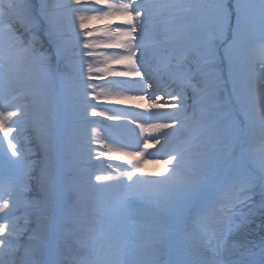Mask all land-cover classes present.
Masks as SVG:
<instances>
[{
	"label": "snow or ice",
	"instance_id": "snow-or-ice-1",
	"mask_svg": "<svg viewBox=\"0 0 264 264\" xmlns=\"http://www.w3.org/2000/svg\"><path fill=\"white\" fill-rule=\"evenodd\" d=\"M38 20L55 45L52 55L42 51ZM93 21L103 23L89 28ZM254 60L258 103L249 87L253 73L246 70ZM98 79L104 84L93 82ZM19 83L29 85L26 93L0 97L6 142L0 167L19 173L15 202L9 195L0 203V220L20 202L27 211L22 225L0 222V264H264V240L259 251L231 240L257 210L264 214V0H39L38 6L36 0H0V87ZM80 84L85 117L125 119L121 112L98 111L88 96L137 108L148 99L135 145L96 141L107 149L99 156L126 165L95 174L97 188L127 189L105 214L65 210L50 195L68 135L58 108L63 101L64 112L71 110L67 100L79 96ZM226 91L229 111L222 114L218 101ZM21 96L25 102H14ZM25 128L37 133L39 161L32 159L39 153L15 142ZM178 130L202 138L161 151L163 159L146 158L156 145L165 149ZM245 142L259 169L246 162ZM37 163L42 195L28 200ZM147 164L164 167L145 173ZM161 200L163 211L192 212L203 242L186 247L162 220L144 224L140 206ZM225 222L226 231L217 234L212 225Z\"/></svg>",
	"mask_w": 264,
	"mask_h": 264
},
{
	"label": "bare ground",
	"instance_id": "bare-ground-1",
	"mask_svg": "<svg viewBox=\"0 0 264 264\" xmlns=\"http://www.w3.org/2000/svg\"><path fill=\"white\" fill-rule=\"evenodd\" d=\"M103 22L100 21H93L89 23V28L100 26ZM173 55L179 57L181 55L180 51L177 50ZM90 59V58H89ZM258 61V60H254ZM256 66V73H253L252 79L250 81V91L254 89V92L256 95H259L258 88H259V81L260 76L258 72V64ZM21 67H26V65H21ZM86 72V67H85ZM78 79H79V73H78ZM97 85H103L104 80L98 79L93 81ZM29 85L26 83H19L14 85L13 89H7L4 88L0 90V97H4L7 95L9 99H11L13 96H17L19 93H26ZM80 87V94H79V109H81L83 112V103L84 100L83 96V84L79 85ZM112 89L105 88V91H110ZM100 91V88H97V92ZM88 92L91 93L92 89H88ZM147 93L150 94L151 90H147ZM191 93L189 92V95ZM88 100L91 101L92 104L99 105L98 111L104 110L107 111L108 114L121 112L124 114L125 119L120 122H114L111 120H108L104 116H91L90 114L85 117H83V122L81 126L76 127L79 129V131H74L73 136L76 137L79 144L82 147V153L84 156V168L81 169L82 173L87 174L85 180H82L83 185V193L87 198L86 204L84 206L91 211L90 213H94L100 210L105 211L107 208L114 204L116 200L123 195V193L127 190L124 185H118L114 186L112 188H97L96 187V181H95V174H101L105 175L111 172V169L108 167L109 165H112L113 167L121 166L123 165V161L118 160H110L104 156H99V153L101 151H106L107 149L102 147L101 144H98L97 140H107L112 147H120V146H129V145H135V142L139 137V129L136 127L137 123H141L145 119V109L148 105V99L146 98L144 101H140L139 103L144 104V108H137L132 103H117L115 101L106 100L103 97H101L99 100H91V96L87 97ZM14 102H25V97L21 96L18 101ZM191 103V101H189ZM221 105L219 111L225 112L228 107L226 106L227 103L225 101H218ZM89 109V113H90ZM34 114V113H33ZM35 115V114H34ZM92 129H95L96 131L93 132ZM257 139H259V132L256 133ZM194 137L202 138L201 134L193 131L191 134L189 132H186L184 130H178L177 133L172 137V139L169 142V145L165 149H161L160 145H156L155 148L149 149V153L152 155H149V153H145V156L147 159H163L161 156V151H171L175 147H179L182 145L188 144L190 141H193ZM19 145L23 146L25 150H31L33 153H39V155H33L32 159L39 161L43 158V153L40 152L39 149V141L37 139V133L34 129L25 128L20 134V136L15 141ZM0 143L4 144L6 146V142L2 141V134H0ZM126 150H134L133 147H126ZM97 156H99V159H97ZM59 158V157H58ZM126 167V165H123ZM163 164H147L144 166L145 173L149 172H157L161 171L163 169ZM170 167V166H169ZM112 174H115L114 172ZM31 179L29 180V190L26 194V198L28 200H38L42 193L40 190V185L38 182V178L40 176V165L39 163L36 164V167L32 171ZM15 186L13 185L10 188V191L7 192L3 197L0 198V203L4 199H8L9 195H12L13 201L15 202ZM54 187L50 191V195H52ZM94 207V208H93ZM26 209L24 207V203L20 202L12 209V211L9 213V215L4 216L0 222H8L10 219L13 220V223L17 224H23L25 215H26ZM149 216H144L142 214H139V218L141 220H147ZM15 218V219H14ZM31 227L36 226V217L33 214L31 216ZM143 222V221H142ZM46 225V222H43ZM144 224H151V223H144ZM226 230V229H225ZM197 238H202V232L200 231V228H195L194 233ZM243 236V235H240ZM239 236L238 240L244 241L243 238ZM203 242L201 239L198 241V243Z\"/></svg>",
	"mask_w": 264,
	"mask_h": 264
},
{
	"label": "rangeland",
	"instance_id": "rangeland-1",
	"mask_svg": "<svg viewBox=\"0 0 264 264\" xmlns=\"http://www.w3.org/2000/svg\"><path fill=\"white\" fill-rule=\"evenodd\" d=\"M3 3H8V0H2ZM37 6L39 4V0H36ZM38 24H39V30H40V41L42 43V51L48 55H52L55 52V45L53 44V42L51 40H49V38L47 37V33H46V25L43 23L42 20H38ZM29 36L31 35L30 33L28 34ZM259 39V32L256 33V40L258 41ZM256 64L259 65L258 61H253L251 64H249L248 66H246V70L247 71H251L252 73H256L257 71L256 69ZM259 69V66L257 67ZM225 79H227V70L225 69ZM58 87V86H57ZM230 87V85H226V89ZM0 89H3V87H0ZM251 94L253 97L257 98L256 102L258 103V95L255 94L254 89L251 91ZM227 96V91L225 92V94L223 96L220 97L219 101H225V98ZM79 96H74V97H70L67 100V103L69 105H71V110L68 111V113L70 114V116L72 117V119H70L63 110V101L61 102L59 108H58V112H60L61 117L63 120L68 121L69 123L67 124V128L68 129H72L74 131H79V126H81L82 122H83V117H84V113H82L81 109H79V105H78V100ZM228 107V105H226ZM229 109V108H228ZM73 125V127H72ZM75 125V126H74ZM78 127V128H75ZM258 127V125H257ZM256 127V133L259 131V129ZM68 140H66V148H64V152L67 153L68 150V154L67 157H69L68 161H63L61 159V164L64 165L63 168V181L65 183H67V186L65 188H63V183L60 182L59 183V189L62 193V195L64 194V189H66V192H68L69 190V197H70V202H68L67 204V208L69 211H74V212H84V213H90L93 209L88 210L84 204H86V202L88 201L86 196L84 195V193H82V180L86 178L87 174L82 173V171L80 170L83 167V163H84V156L82 153V147L79 144L78 140L76 138H70V136L68 135ZM246 137V136H245ZM243 137L242 139H244L246 141V138ZM243 147L245 149H247L246 152V162L251 165L254 166L256 168L259 167V158L257 155L254 154L253 150L248 149V145L245 142L243 144ZM6 149V146H4L3 144H0V157L3 156V153ZM239 151V149L237 150ZM6 168V167H4ZM9 172H13L16 173L17 171L14 169H9L6 168ZM60 168L59 165L57 166L56 169V179L59 178L60 179V172H59ZM62 171V170H61ZM58 179V180H59ZM16 181L13 177H2L0 176V195H2L9 186H11L12 184H14ZM53 196L55 197V199H58V195L56 193L53 194ZM256 201H257V205L259 203V197H256ZM164 205L165 202L163 200L160 201V204L158 206L157 209H149V210H145L143 209L144 206H140L141 212L142 213H149L150 215H154V214H159L162 212V208L164 209ZM157 207V206H156ZM94 208V207H93ZM169 210L173 211L175 215H178V213H180L182 210L185 211L186 209L181 208V207H174V208H169ZM246 210V209H245ZM192 215V213H191ZM193 216V215H192ZM189 221V220H188ZM193 221L189 222L188 225V229H191V225H193ZM228 225L227 223H221L218 225H213V228H215V230H217V234H219L222 231H226L225 229H227ZM193 232V230L191 231ZM243 235V236H240ZM187 236V237H186ZM239 236L241 238L244 239V241L238 240ZM186 239L183 238L184 240V244L186 245V247L188 245H192V244H197L198 241L200 240L199 238L196 237V235H193V233H191L190 235H188L187 233L185 234ZM203 238H201L202 240H204V236H201ZM231 240L232 241H239L240 243H244V244H249V245H255L256 246V250L259 251V246L261 244V241L264 240V214H262L259 210H257L254 214V216L251 218V222L249 224H247L245 227L241 228L239 231L234 232L231 235ZM213 244H215V241H213ZM195 251V250H194ZM202 251V250H201ZM195 258V257H194ZM164 260H168L169 257L165 256L163 257Z\"/></svg>",
	"mask_w": 264,
	"mask_h": 264
}]
</instances>
